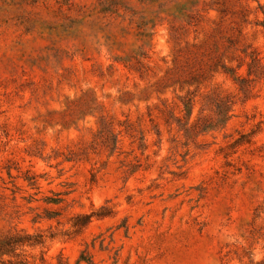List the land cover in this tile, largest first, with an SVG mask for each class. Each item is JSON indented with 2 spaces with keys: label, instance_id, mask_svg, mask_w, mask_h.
Masks as SVG:
<instances>
[{
  "label": "rangeland",
  "instance_id": "obj_1",
  "mask_svg": "<svg viewBox=\"0 0 264 264\" xmlns=\"http://www.w3.org/2000/svg\"><path fill=\"white\" fill-rule=\"evenodd\" d=\"M264 0H0V264H264Z\"/></svg>",
  "mask_w": 264,
  "mask_h": 264
},
{
  "label": "trees",
  "instance_id": "obj_2",
  "mask_svg": "<svg viewBox=\"0 0 264 264\" xmlns=\"http://www.w3.org/2000/svg\"><path fill=\"white\" fill-rule=\"evenodd\" d=\"M260 68L264 71V67H262L260 65V59L258 57L257 54H252L251 55V61L249 63V67H248V77H237V79H239L241 81V83H243V85H248L250 82V78L251 75H256L258 73V71L260 70Z\"/></svg>",
  "mask_w": 264,
  "mask_h": 264
}]
</instances>
